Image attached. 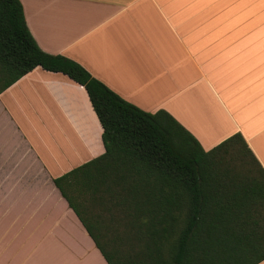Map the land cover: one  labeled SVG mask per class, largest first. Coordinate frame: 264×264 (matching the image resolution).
I'll return each mask as SVG.
<instances>
[{
  "label": "crops",
  "instance_id": "1",
  "mask_svg": "<svg viewBox=\"0 0 264 264\" xmlns=\"http://www.w3.org/2000/svg\"><path fill=\"white\" fill-rule=\"evenodd\" d=\"M20 2L43 51L168 111L206 150L239 132L264 168V0ZM101 133L61 72L37 66L0 93V264H107L52 182L100 155Z\"/></svg>",
  "mask_w": 264,
  "mask_h": 264
},
{
  "label": "trees",
  "instance_id": "2",
  "mask_svg": "<svg viewBox=\"0 0 264 264\" xmlns=\"http://www.w3.org/2000/svg\"><path fill=\"white\" fill-rule=\"evenodd\" d=\"M37 66L82 85L102 126L104 151L52 182L107 264L264 259V168L239 132L204 149L168 111L43 51L20 0H0V93Z\"/></svg>",
  "mask_w": 264,
  "mask_h": 264
}]
</instances>
